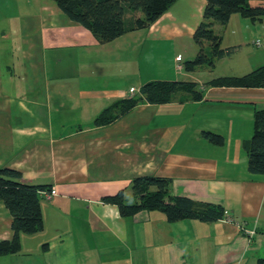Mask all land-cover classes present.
<instances>
[{"label":"crops","instance_id":"0c3cea01","mask_svg":"<svg viewBox=\"0 0 264 264\" xmlns=\"http://www.w3.org/2000/svg\"><path fill=\"white\" fill-rule=\"evenodd\" d=\"M7 1L0 0L6 13H0V168L56 194L40 195L44 229L24 234L34 243L21 242L15 253L21 257L0 264H257L264 258V174L248 171L242 147L253 134L255 110L264 108V87L208 85L214 78L200 74L206 63L185 67L198 50L193 33L206 1L176 0L148 28L106 43L53 0ZM212 29L236 49L254 32L264 39L263 21L238 13ZM256 47L254 57L239 62L244 70L230 76L264 65V45ZM156 80L189 82L201 98L181 90L168 103L143 99L121 113L119 101L140 97V87ZM107 108L112 120L96 124ZM204 130L220 134L223 144L210 143ZM143 175L171 179L173 195L220 205L255 234L249 238L226 215L212 222H169L159 210L123 217L101 200L128 191ZM10 225L0 201V241L12 238Z\"/></svg>","mask_w":264,"mask_h":264},{"label":"trees","instance_id":"16d2710c","mask_svg":"<svg viewBox=\"0 0 264 264\" xmlns=\"http://www.w3.org/2000/svg\"><path fill=\"white\" fill-rule=\"evenodd\" d=\"M60 10L72 21L88 29L100 43L109 42L122 34L148 28L176 0H53ZM202 20L193 33L198 47L195 57L185 63L188 69L207 63L213 67L216 60L230 56L236 46L220 47L221 37L214 33V22L225 25L230 16L238 13L252 20L261 19L264 25V0L250 4L251 0H205ZM140 12L141 16H134ZM133 13L132 19L126 15ZM208 43L209 53L205 44ZM212 86L264 87V65L241 76H220L207 82ZM193 84L184 81H150L139 89L140 97L119 101L121 113L127 112L139 101L150 104L168 103L178 91H184L191 99H200L201 94L193 91ZM113 115L107 108L95 119L98 125L108 123ZM201 135L210 143L222 145L220 134L202 131ZM242 147L247 153V169L253 174H264V108L257 109L253 116V134L244 140ZM15 169L0 168V201L11 215L12 238L0 241V256L15 254L20 250V233L35 234L43 228L40 209V191L50 190L49 185L29 184L21 180ZM171 179L162 176L143 175L135 177L130 184L131 196H124L125 189L101 200L118 207L121 216H130L141 210H159L169 222L194 219L212 222L223 217L224 209L213 203H196L188 197L173 195ZM257 264H264L260 257Z\"/></svg>","mask_w":264,"mask_h":264},{"label":"rangeland","instance_id":"374dc122","mask_svg":"<svg viewBox=\"0 0 264 264\" xmlns=\"http://www.w3.org/2000/svg\"><path fill=\"white\" fill-rule=\"evenodd\" d=\"M11 1L12 0H8L7 3H11ZM250 4H258V1L251 0ZM0 13H3L6 16V13H4V12H0ZM132 16H133V13H130V14L126 15V18L127 19H132ZM0 18H2L1 14H0ZM3 19H5V18H3ZM259 33H258V31L254 32V34H253L254 37L253 38H252V36H249L246 39L248 44L246 43L245 45L241 46V48L239 47V49L235 48V50L233 51V53L230 56H226L223 60L214 63L213 67L208 66V64L206 63L205 66H203L205 70L202 69L201 73H200L201 77H202V80L206 81V80H209V79L215 78V77L230 76V75H232L231 74L232 71H236V70H239V72H242V70H244V69L240 68L239 64L241 63L243 58L247 57V56L248 57H251V56L254 57V55L257 53V50L259 48H261V47H256L252 42L253 41L255 42V41L258 40L260 43L262 42V45H264V39L260 35L261 33L260 34ZM227 38H228V35H225V37H224V39H223V41L221 43V47L230 46L228 44L229 40ZM205 49H206V52L209 53V47H208L207 43L205 44ZM179 52H180V55L182 57H186L188 52H189V49H185V51L181 50ZM124 196L126 198L131 196L130 188H129L128 191L126 190L124 192ZM43 229H44V223H43L42 230ZM21 234L23 235L22 237H21ZM26 237H28V236H26ZM29 239L30 238H27V241H26L24 233H22V232L20 233V235H19L20 244H21V242H22L23 245H28V244L31 245V244H33L34 242L30 241ZM19 254H21V252ZM14 255H16V256H11V254L2 255L0 258H2V261L10 262L11 261L10 259H12L10 257H15L16 260L21 257V256H18V254H14Z\"/></svg>","mask_w":264,"mask_h":264},{"label":"built area","instance_id":"2783aa9c","mask_svg":"<svg viewBox=\"0 0 264 264\" xmlns=\"http://www.w3.org/2000/svg\"><path fill=\"white\" fill-rule=\"evenodd\" d=\"M254 45L259 46L260 42L257 40L254 42ZM175 60L177 61V68L178 69H182V64H181V59L180 57H176ZM56 194V191L54 189H50V190H41L40 191V195H42L44 198L46 199H50L53 195ZM224 215H228L227 212H224ZM228 219H231L227 216ZM231 221H233V219H231ZM235 222V221H233ZM237 227H239L240 229L244 230V232L246 233V235L251 238L254 234H255V227H251L248 228L245 226V224L243 222L241 223H237L235 222Z\"/></svg>","mask_w":264,"mask_h":264}]
</instances>
